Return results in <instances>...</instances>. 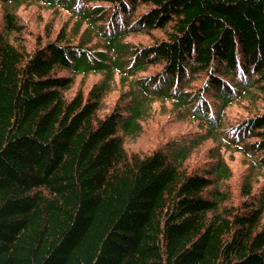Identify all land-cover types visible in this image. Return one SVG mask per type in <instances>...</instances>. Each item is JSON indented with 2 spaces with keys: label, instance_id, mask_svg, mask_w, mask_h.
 <instances>
[{
  "label": "trees",
  "instance_id": "obj_1",
  "mask_svg": "<svg viewBox=\"0 0 264 264\" xmlns=\"http://www.w3.org/2000/svg\"><path fill=\"white\" fill-rule=\"evenodd\" d=\"M39 1L78 2L0 0V264H264V0H88L77 39L27 47L16 11ZM155 101L198 132L128 149ZM209 139L211 163L187 168ZM225 151L244 158L234 192Z\"/></svg>",
  "mask_w": 264,
  "mask_h": 264
},
{
  "label": "rangeland",
  "instance_id": "obj_2",
  "mask_svg": "<svg viewBox=\"0 0 264 264\" xmlns=\"http://www.w3.org/2000/svg\"><path fill=\"white\" fill-rule=\"evenodd\" d=\"M102 5L101 1H88L78 0L75 11H67L64 9L55 10L47 7L42 2H31L25 3L19 6L16 11L19 30L15 33V39L20 40L22 44L27 47H33L38 41L46 39L47 36L54 37L57 33L63 31L65 35L72 39H77L78 34L72 33V26L76 21L74 13L79 11L81 5ZM131 21V19H130ZM3 14L0 5V30L3 28ZM125 39L130 41L133 45L147 44L151 42L150 35L143 32H132L125 36ZM97 43L93 40L92 46L94 47ZM153 70V68L145 71V73ZM64 73L65 71L62 70ZM98 73H90L87 76L77 74L74 78L70 92H76L78 90L86 91L92 82L99 78ZM125 89L126 85L122 87L118 81L113 86V89L109 91L103 100V110H109L114 103L118 100V96L121 89ZM227 123L236 121L244 113L239 105H231L226 109ZM198 126L196 121L189 119L176 118L175 114L171 109V105L165 103L164 106L159 101H155L151 104L149 113L145 116L144 120L141 121V130L139 136L135 139L126 137V147L132 150L145 151V149H151L157 144H164L168 138L171 137H192L198 132ZM214 147V143L211 139L206 140L200 144L197 149L186 159L184 164L187 168L200 169L207 167L211 163V152ZM224 157L229 164L231 170V176L228 180L229 188L231 191H235L238 188V184L242 179V174L245 171L244 158L238 152L225 151ZM207 165V166H206Z\"/></svg>",
  "mask_w": 264,
  "mask_h": 264
}]
</instances>
